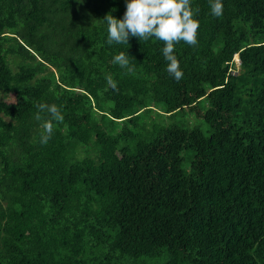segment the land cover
Returning a JSON list of instances; mask_svg holds the SVG:
<instances>
[{
    "label": "trees",
    "instance_id": "1",
    "mask_svg": "<svg viewBox=\"0 0 264 264\" xmlns=\"http://www.w3.org/2000/svg\"><path fill=\"white\" fill-rule=\"evenodd\" d=\"M191 5L177 82L155 37L107 44L126 0H0V264H264V0Z\"/></svg>",
    "mask_w": 264,
    "mask_h": 264
},
{
    "label": "clouds",
    "instance_id": "2",
    "mask_svg": "<svg viewBox=\"0 0 264 264\" xmlns=\"http://www.w3.org/2000/svg\"><path fill=\"white\" fill-rule=\"evenodd\" d=\"M210 15L213 21H220L223 14V0H209ZM195 12L191 0H126V11L123 18L118 19L111 13L103 19L107 24V44L130 45V38L147 41L152 37L162 41V54L167 61L166 71L179 82L183 78L180 61L175 54V45L183 41L190 46L198 44L197 32L199 21L194 18ZM130 55L121 51L114 55L112 63L131 73ZM235 64L241 66L239 54L235 55ZM237 60L239 61L237 62ZM106 83L112 90H117V81L109 75ZM35 119L41 121V113L50 114V119L43 120V132L40 143L47 144L53 134V122H63L64 116L55 104L41 103L37 105Z\"/></svg>",
    "mask_w": 264,
    "mask_h": 264
},
{
    "label": "rangeland",
    "instance_id": "3",
    "mask_svg": "<svg viewBox=\"0 0 264 264\" xmlns=\"http://www.w3.org/2000/svg\"><path fill=\"white\" fill-rule=\"evenodd\" d=\"M238 70H240V67H237ZM9 100H13L12 98H8ZM207 109V103L203 102V108H201L202 112L205 113ZM164 124H169V125H176L180 127H185V128H198L201 131H203L206 135L210 134V128L206 124L204 120H202L196 113H192L189 110L186 111H181L175 113L172 117L165 116L163 120ZM185 162H184V168L188 169L190 167L193 154L191 152L185 153ZM138 263L139 261H135Z\"/></svg>",
    "mask_w": 264,
    "mask_h": 264
},
{
    "label": "built area",
    "instance_id": "4",
    "mask_svg": "<svg viewBox=\"0 0 264 264\" xmlns=\"http://www.w3.org/2000/svg\"><path fill=\"white\" fill-rule=\"evenodd\" d=\"M239 60H237V62H238ZM239 63H240V61H239Z\"/></svg>",
    "mask_w": 264,
    "mask_h": 264
}]
</instances>
